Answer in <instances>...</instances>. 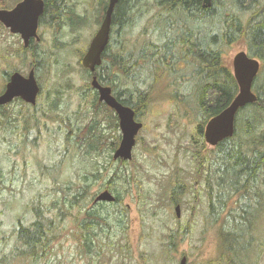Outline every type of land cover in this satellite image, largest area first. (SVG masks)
<instances>
[{
  "label": "rangeland",
  "instance_id": "obj_1",
  "mask_svg": "<svg viewBox=\"0 0 264 264\" xmlns=\"http://www.w3.org/2000/svg\"><path fill=\"white\" fill-rule=\"evenodd\" d=\"M20 1L0 0V3L13 8ZM92 1L73 0L80 13L88 11L90 24L77 33L64 30L60 42L66 45L61 48L55 41V28L41 24L38 47L44 50L49 65L37 77L41 87L37 105L32 107L16 100L0 112V120L1 115L6 114L11 121L17 118L21 121L9 126L8 119L0 125V161L4 170V180L0 182V264H31V260L24 257L13 258L12 251L17 245V223L22 222L27 227L34 222L32 204L37 198L47 205L51 204V199L69 204L84 185L88 193L85 199L79 198L72 216L61 221L62 234L52 243V256L47 264H96L83 239L92 236L85 228L79 229L87 212L100 219V225L92 227L93 234L98 235L96 246L101 247L98 250L102 252L97 264H179L183 256L188 258V264H208L217 260L218 231L208 227L210 199L213 195L217 197V192L209 194L205 178L211 152L217 157L218 148L206 143V124L202 133L198 129L204 117L195 106L196 88L184 87L181 93L173 89L171 93L168 82L162 79L148 110L142 111L144 128L137 136L133 158L123 162L124 165L122 161L114 160L120 144L117 140L121 138L120 129L109 130L105 122L107 116L114 113L105 111L100 115V129H107L102 132L107 138L103 141L101 154L83 160L81 154L70 157L72 148L66 150L65 138L69 129L62 123L60 114L68 115L72 123L78 125L88 123L91 118L87 111L90 108L81 93L91 83L82 66V55L101 25L95 24ZM261 3L263 5L264 0ZM142 27L141 24L132 29V40L138 37ZM75 38L78 40L72 42ZM23 45L20 36L0 27V94L9 74L19 71L27 76L33 68V58L26 54ZM246 46L238 42L226 48V63L230 66L234 56ZM258 76L263 81V62ZM174 94L177 98L172 100ZM24 120L29 122L28 130L24 129ZM116 143L118 147L114 150ZM199 172H204L202 178ZM96 173L101 176L99 180L91 176ZM85 177L86 184L83 183ZM177 177L183 188L173 202L170 193ZM107 185L113 188L109 191L120 203L94 205V199L106 190ZM260 186L257 187L262 195L260 202L243 200L241 203L248 204L251 213L259 212L261 216L255 223L246 225L245 231L248 227L257 231L260 228L264 234V187ZM177 204L181 206L180 218L175 212ZM80 207L83 208L78 212ZM174 232L173 246H170L169 237ZM247 236L243 240H231L235 245V260L238 264L248 260L253 264L255 258L260 257L258 264H264V246L261 251L258 245L250 249Z\"/></svg>",
  "mask_w": 264,
  "mask_h": 264
},
{
  "label": "trees",
  "instance_id": "obj_2",
  "mask_svg": "<svg viewBox=\"0 0 264 264\" xmlns=\"http://www.w3.org/2000/svg\"><path fill=\"white\" fill-rule=\"evenodd\" d=\"M45 2L47 18L44 17L41 24L51 27L53 21L56 23L55 41L60 48L66 45L60 42L64 30L77 33L90 24L88 11L80 13L73 0ZM3 4L0 3L1 6ZM108 4L109 0L92 1L96 25L103 20ZM141 24L140 34L132 40V29ZM77 40L75 38L72 42ZM238 42L247 45L251 57L264 63V4L261 0H212L211 8H204L202 0H120L113 13L110 42L103 54L102 64L94 74L88 70L85 72L89 81L96 76L102 86L111 87L117 100L135 111L138 121H141L142 111L148 110L152 95L158 92L163 78L168 82L171 93L173 89L181 93L183 87L196 88L195 106L204 117L203 123L198 126L202 133L207 121L229 107L238 94L237 81L224 59L226 48ZM25 52L33 58V68L38 77L49 65L45 53H42L44 50L36 45ZM253 91L258 101L239 111L234 137L217 147V157L211 152L212 156L208 159L207 189L209 194L217 192L218 198L217 207L214 204L209 206L208 227L217 229L220 242L217 260H211L208 264H238L234 258L235 245L231 240H243L249 232L250 249L258 245L261 251L264 246V234L260 228L254 231L248 227L245 231L246 225L260 217L259 212L251 213L248 204L245 206L241 203L243 200L260 202L262 195L257 187H264V79L256 78ZM81 96L90 108L87 110L91 115L89 122L78 125L72 123L68 115L60 114V117L69 129L65 141L66 150L72 148L70 157L81 154L80 157L87 160L94 154H101L103 141L107 138L102 133L107 129H100L101 113L106 111L113 114L114 111L106 105L100 107L98 94L91 83L83 88ZM175 98L177 94L172 100ZM1 116L0 125L9 119L6 114ZM33 116L36 117L35 113ZM105 120L109 130L118 131L115 113L109 114ZM8 122L9 126H14L21 121L17 118ZM28 123L24 120L25 130L29 129L26 126ZM117 140L120 141L119 138ZM117 147L118 143L114 144L113 149ZM203 175L204 172H199L200 178ZM91 176L95 180L101 177L98 173ZM3 180L4 170L0 161V182ZM84 180L86 184L87 178ZM182 188L177 177L170 193L173 202L175 195L181 194ZM112 189L110 185L106 186V190ZM87 191L86 185L81 187L69 204L51 199V204L47 205L37 198L32 204L34 222L27 227L22 222L16 225L17 245L12 257H24L31 260V264L32 261L33 264H47L46 261L52 256V243L62 234L61 221L72 216L76 210L74 206L79 204V198L85 199ZM119 203L117 198L115 204ZM82 208H77L78 212ZM85 216L79 229L85 228L90 232L92 237L85 236L83 239L91 260L97 264L102 252L98 250L101 247L96 246L98 235L93 234L92 227L94 224L100 225V219L91 212ZM238 230L240 234L233 233ZM175 234L169 237L170 246H173ZM246 256L249 258V253ZM259 258H255L253 264H258ZM249 262L244 261L243 264Z\"/></svg>",
  "mask_w": 264,
  "mask_h": 264
},
{
  "label": "water",
  "instance_id": "obj_3",
  "mask_svg": "<svg viewBox=\"0 0 264 264\" xmlns=\"http://www.w3.org/2000/svg\"><path fill=\"white\" fill-rule=\"evenodd\" d=\"M119 1L109 0L101 26L82 58V66L91 74H94L97 67L102 64L103 54L110 42L113 13ZM202 1L204 8H211L212 0ZM43 12V0H23L12 10H0V23L12 34L20 35L27 48L33 39L39 40V19ZM231 65L239 92L229 107L207 123L204 137L206 143L211 147H217L224 141L233 138L239 111L258 101V97L253 91V84L260 73L261 62L257 58L249 56L247 49L244 48L234 56ZM91 86L98 92L99 103H104L113 110L119 120L121 141L114 153V160L131 161L136 138L143 129V123L136 121L135 111L119 102L113 96L112 88L102 86L96 76H93ZM40 92L41 88L36 78L35 69H32L27 76L15 72L0 95V107L11 104L15 99H21L26 104L35 107ZM115 202L116 197L109 190H105L96 197L94 204ZM176 214L178 218L181 217L180 206L176 207ZM179 264H188V258L182 257Z\"/></svg>",
  "mask_w": 264,
  "mask_h": 264
},
{
  "label": "flooded vegetation",
  "instance_id": "obj_4",
  "mask_svg": "<svg viewBox=\"0 0 264 264\" xmlns=\"http://www.w3.org/2000/svg\"><path fill=\"white\" fill-rule=\"evenodd\" d=\"M23 0H21L20 2H22ZM20 2H18L13 8H7V5L4 3H2L3 5L1 6L0 5V10H12V9H14ZM43 2H44V12H43V14L40 16V19H39V28H40V26H41V22H42V20H43V18L45 17V18H47L46 16H47V14H46V2H45V0H43ZM52 28H55V26H56V23L53 21L52 22ZM0 27L2 28V29H4V30H7V31H9L10 32V30L9 29H7V28H5L1 23H0ZM39 28H38V30H39ZM18 36H20V35H18ZM39 36V35H38ZM21 37V36H20ZM39 43H41V38L39 37V40L37 41V40H35V39H33L31 42H30V45L26 48L24 45H23V47H24V51L25 50H28V49H31L32 47H34V46H39L40 44ZM22 50V51H23ZM34 69V68H33ZM15 72H19V71H15ZM15 72H13V73H15ZM13 73H11V74H9V76H8V82L10 81V78H11V76H12V74ZM19 73H21V72H19ZM8 82H7V84H8ZM7 84H6V86H7ZM6 86H5V88H6ZM5 90V89H4ZM4 90H3V92H4ZM2 92V93H3ZM1 93V94H2ZM16 101V100H15ZM6 107H1L0 108V111H3L4 109H5ZM217 202H218V198L217 197H215L214 196V198L213 199H211V201H210V204H214V206L216 207L217 206ZM178 205V204H177ZM176 205V206H177ZM15 234H16V231H15Z\"/></svg>",
  "mask_w": 264,
  "mask_h": 264
},
{
  "label": "bare ground",
  "instance_id": "obj_5",
  "mask_svg": "<svg viewBox=\"0 0 264 264\" xmlns=\"http://www.w3.org/2000/svg\"><path fill=\"white\" fill-rule=\"evenodd\" d=\"M140 20V19H139ZM134 23V22H133ZM124 42V41H123ZM119 43H121V42H119ZM222 50V49H221ZM42 53H44V52H42ZM42 57V56H41ZM45 62V61H44ZM182 86V85H181ZM184 88V87H183ZM183 91H184V89H183ZM184 95V94H183ZM204 110H205V108H204ZM263 130V129H262ZM263 133V132H262ZM228 194V193H227ZM251 194V193H250ZM230 195V194H229ZM251 199V198H250ZM263 204V203H262ZM217 207V206H216ZM243 210H245V209H243ZM229 211V210H228ZM247 212V211H246ZM215 213H216V211H215ZM233 214V213H232ZM237 214V213H236ZM243 215V214H242ZM252 215V214H251ZM261 217V216H260ZM264 219V218H263ZM228 220H229V218H228ZM235 220V219H234ZM262 220V219H261ZM236 221V220H235ZM252 222H254V221H252ZM229 223H230V221H229ZM255 223V222H254ZM260 223V222H259ZM263 223V222H262ZM228 224V223H227ZM221 226V225H220ZM256 226H258V225H256ZM212 227V226H211ZM255 231V230H254ZM188 232V231H187ZM239 233V232H238ZM237 233V234H238ZM240 234V233H239ZM252 236V235H251ZM249 239V238H248ZM242 248V247H241ZM251 256V255H250ZM242 259V258H241ZM255 261V260H254ZM253 262V261H252Z\"/></svg>",
  "mask_w": 264,
  "mask_h": 264
}]
</instances>
